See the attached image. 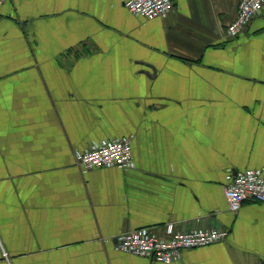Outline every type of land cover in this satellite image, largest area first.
<instances>
[{
	"label": "crops",
	"instance_id": "0c3cea01",
	"mask_svg": "<svg viewBox=\"0 0 264 264\" xmlns=\"http://www.w3.org/2000/svg\"><path fill=\"white\" fill-rule=\"evenodd\" d=\"M126 1L0 6V264H264V202L225 198L237 172H264V7L229 37L240 0L155 19ZM126 136L132 168L78 164ZM171 224L229 235L172 263L116 249Z\"/></svg>",
	"mask_w": 264,
	"mask_h": 264
},
{
	"label": "built area",
	"instance_id": "2783aa9c",
	"mask_svg": "<svg viewBox=\"0 0 264 264\" xmlns=\"http://www.w3.org/2000/svg\"><path fill=\"white\" fill-rule=\"evenodd\" d=\"M4 0H0V6ZM127 9L146 19L163 18L174 9L173 0H127ZM264 7V0H240L235 20L227 27V36L236 37L243 33L255 16ZM76 159L85 169L97 167L134 166L132 139L129 136L93 144L76 153ZM228 209L237 213L248 200L264 202V172L262 169H246L231 177L225 189ZM168 238L151 233L148 229L130 230L117 236L116 249L137 256L172 263L182 258L184 250L204 247L223 242L229 233L219 227L198 228L189 231H174L169 228Z\"/></svg>",
	"mask_w": 264,
	"mask_h": 264
}]
</instances>
